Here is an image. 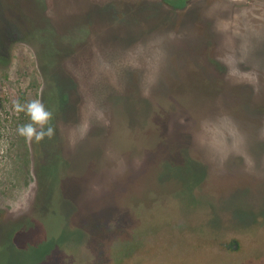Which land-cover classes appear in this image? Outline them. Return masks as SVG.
<instances>
[{
  "label": "rangeland",
  "instance_id": "obj_1",
  "mask_svg": "<svg viewBox=\"0 0 264 264\" xmlns=\"http://www.w3.org/2000/svg\"><path fill=\"white\" fill-rule=\"evenodd\" d=\"M32 99L53 113L55 135L39 143L17 133L29 120L14 105ZM259 147L264 0H0V264H61L84 250L97 264L98 241L156 231L160 203L117 229L120 201L98 203L150 167L151 194L172 184L181 201L168 208L241 226L236 264H264L250 245L264 228Z\"/></svg>",
  "mask_w": 264,
  "mask_h": 264
},
{
  "label": "flooded vegetation",
  "instance_id": "obj_2",
  "mask_svg": "<svg viewBox=\"0 0 264 264\" xmlns=\"http://www.w3.org/2000/svg\"><path fill=\"white\" fill-rule=\"evenodd\" d=\"M237 87L242 88V86ZM243 95L244 94H242V96ZM241 100L245 101L247 99L242 97ZM255 103L261 104L262 101L257 100ZM260 149L264 151V147ZM152 171L153 169L150 167L141 177L132 180L133 182L129 179L127 187L123 189L122 192L120 191V193L115 194V197L113 194L100 195V197H106L102 199L99 197L98 203L104 202L112 204L113 201L115 203H117L116 201H120L121 208H114L111 214L123 215L120 217L117 216V218L111 222V229L120 228V223L126 216H130L137 211H144L145 209L151 210L155 203H160L165 208L154 212V219L160 222L159 230L140 233L132 231L128 233L127 241L120 243L98 241V249L96 252V258H98L97 264H178L174 260L176 258H170L169 256L181 254L183 258H190L187 256L201 254L203 256L201 259L211 260L226 257L224 259L230 258L232 261L231 263L236 264V261L240 259L239 254L246 244L245 233H243L244 228L241 226L207 227L205 223L209 222V219L206 218L204 213L195 212L192 215H188L185 211L182 212L178 210V208H168L172 203L179 205L178 202L181 201V195L177 194L179 189L170 193L169 191L177 188L170 184L167 188L159 189L160 192L158 194H151V182L154 181V179L150 177ZM250 179L251 178H249V180L245 179L244 182L254 183V185L257 184ZM240 180L242 179H238L237 183L242 186ZM258 180H260V178H258ZM241 186H238L236 189L238 190ZM235 198H237V195L229 196L227 200L230 201ZM167 202H170V204H167ZM115 203L113 206L116 205ZM229 203L230 202H228V204ZM100 214L102 215V212H100ZM233 221L237 222V214ZM238 224H241V222ZM80 228L78 231L79 234L89 233V227L82 226L81 230ZM83 229L85 230L83 231ZM98 229H100V227H98ZM99 232H101V230L98 231V233ZM99 237L101 238L102 236L99 235ZM78 239L80 240L81 238ZM205 240L208 244H205ZM259 240L258 242L250 243V245L254 243L258 244V247L261 249L259 251L262 253L260 260L263 261L264 228L263 232L260 233ZM64 241L66 242V240ZM65 242L62 241L61 243H57L56 247L61 248L65 246L67 249H76V247H73L76 242L69 244V246ZM65 254L64 257L61 258V264L62 259L64 264H88L90 260V253L86 250L82 253L80 252L78 257L76 254H73L72 251L67 252V255ZM155 254L163 257H154ZM256 262V264H261V262Z\"/></svg>",
  "mask_w": 264,
  "mask_h": 264
},
{
  "label": "clouds",
  "instance_id": "obj_3",
  "mask_svg": "<svg viewBox=\"0 0 264 264\" xmlns=\"http://www.w3.org/2000/svg\"><path fill=\"white\" fill-rule=\"evenodd\" d=\"M17 113H24L29 122L18 127L17 133L26 141L37 143L45 138L51 139L55 135V129L51 126L53 113L45 107L39 99H32L27 104L17 101L14 105Z\"/></svg>",
  "mask_w": 264,
  "mask_h": 264
}]
</instances>
